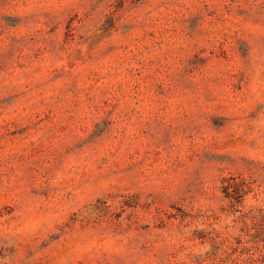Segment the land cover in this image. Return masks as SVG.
Segmentation results:
<instances>
[{
	"label": "rangeland",
	"instance_id": "rangeland-1",
	"mask_svg": "<svg viewBox=\"0 0 264 264\" xmlns=\"http://www.w3.org/2000/svg\"><path fill=\"white\" fill-rule=\"evenodd\" d=\"M253 207L264 0H0V264H264Z\"/></svg>",
	"mask_w": 264,
	"mask_h": 264
},
{
	"label": "trees",
	"instance_id": "trees-1",
	"mask_svg": "<svg viewBox=\"0 0 264 264\" xmlns=\"http://www.w3.org/2000/svg\"><path fill=\"white\" fill-rule=\"evenodd\" d=\"M229 188L231 189L229 190ZM239 190V188L233 185L228 186L224 190L225 196L232 198L233 194L239 192ZM238 212V215L234 218L235 221L240 223L241 228L245 231L250 232L253 237V246H255V249H258L260 247V243L263 242L264 244V207H253L243 211L238 209ZM239 237L236 241L237 243L239 242ZM244 247L249 250V246L244 245ZM214 264H216V262Z\"/></svg>",
	"mask_w": 264,
	"mask_h": 264
}]
</instances>
